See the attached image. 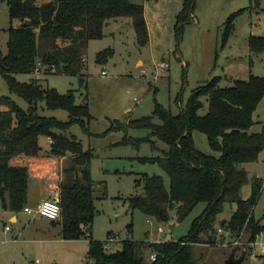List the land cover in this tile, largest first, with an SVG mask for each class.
I'll list each match as a JSON object with an SVG mask.
<instances>
[{"label":"trees","instance_id":"obj_1","mask_svg":"<svg viewBox=\"0 0 264 264\" xmlns=\"http://www.w3.org/2000/svg\"><path fill=\"white\" fill-rule=\"evenodd\" d=\"M180 1L181 9L175 17L178 42L197 0ZM252 1L256 9L263 0ZM142 3L134 4L131 0H7V52H0V75L8 92L25 101L28 107L23 110L9 96H0L1 209L16 213L27 206L30 167H42L48 157L66 158L62 181L53 199L61 209L60 220L56 223L60 225L62 240L88 239L86 257L89 264L144 263L137 257L132 240L121 241L119 250L108 252L104 245L112 237L111 232L104 241L91 237L95 212V184L90 172L93 154L90 150L84 151L80 141L67 134L75 124L89 134L88 106L75 104L72 92L63 95L54 88H43L38 79L22 83L15 75L81 77L88 43L101 39L106 23L118 18H129L137 45L146 46L149 35ZM233 28L230 18L224 26V41ZM248 44L253 54L264 51V37L251 36ZM107 56L110 51L98 53L96 63H103ZM220 84L221 78L215 77L195 89L177 115L156 103L153 116L160 124L154 123L152 117L128 123L111 122V131L141 129L149 132L144 139L125 135L120 144L138 148L142 142H148L153 146L151 139L155 138L167 146L162 157L139 161L157 164L167 174L169 188L160 176L143 174V193L128 199L131 211L137 210L158 223L168 222L174 211L180 223L199 204L205 205L185 237L175 243L151 244L153 253L157 254L151 264H197L194 247L215 244L214 225L225 204L235 205L230 219L220 223V228L232 239L243 232L248 237L246 242L251 243L264 231L252 212L262 180L252 177L250 197L243 200L240 196L242 186L249 181L243 166L256 162L264 150V123L259 131H250L254 125L252 114L264 95V78L251 75L246 81H233L231 87H220ZM203 98L208 102V111L200 116ZM44 109L62 110L67 113L68 120L61 122L44 117L39 114ZM193 131L204 134L209 148L218 155L198 151L193 143ZM40 138L50 141L45 152L39 144ZM245 256L243 251L240 257Z\"/></svg>","mask_w":264,"mask_h":264},{"label":"rangeland","instance_id":"obj_2","mask_svg":"<svg viewBox=\"0 0 264 264\" xmlns=\"http://www.w3.org/2000/svg\"><path fill=\"white\" fill-rule=\"evenodd\" d=\"M131 2H143L149 35L146 46L137 45L130 19L118 18L106 23L101 39L88 43L81 77L33 73L17 74L15 78L28 83L38 77L43 88H54L63 95L72 92L75 104L88 106L91 116L87 125L89 134L78 124L72 125L67 134L80 141L84 151L90 150L93 154L90 162L91 179L95 184L92 238L104 241L106 233L113 232L120 241L132 240L137 257L144 264H151V244L175 243L185 237L205 205L199 204L180 223L176 221L174 211L170 213L169 221L164 223H158L137 210L131 211L128 199L143 193V174L160 176L165 187L169 188V178L157 164L139 161L141 158L162 157L167 146L155 138L151 139L153 146L148 142H142L138 148L120 144L125 135L132 139H144L149 132L141 129L111 131V122L118 120L128 123L152 117L154 123L160 124L159 119L153 116L156 103L172 115H177L191 93L215 77L221 78L220 87H231L234 80L246 81L250 75L264 78V51L253 54L248 44L251 36L264 37V0L256 9L252 0H197L179 42L175 37V17L181 9L180 0ZM230 18L234 28L224 41V26ZM8 27L7 0H0L2 54L7 52ZM105 51H110V56L105 57L103 63H96L97 54ZM103 71L105 75L101 74ZM0 96H9L23 110L28 107L25 101L8 92L1 75ZM202 102L200 116L208 111L206 98ZM39 114L61 122L68 120L67 113L62 110L44 109ZM252 118L254 125L250 131L257 132L264 123V95ZM192 139L198 151L218 155L209 148L204 134L193 131ZM39 144L42 151L49 148L44 138L40 139ZM243 167L249 179L240 191L243 200L251 195V178L262 180L260 195L252 212L254 219L264 226V150L256 162ZM98 184L99 188L96 187ZM53 199L54 196L48 198ZM234 209L235 205L225 204L223 212L217 216L215 244L195 245L197 264H226L232 251L236 258H240L243 251L246 252L241 264H264V257H250V254L257 252L255 249L242 244L235 248L231 243L232 238L224 230L217 232L220 223L228 221ZM24 217L27 218L25 224L29 221V228L25 229L26 235L17 236L18 227L10 224L0 209V242L7 241L0 245V264H89L85 243L88 239L62 241L59 224L52 226L49 219L37 217L31 220V217ZM6 226L11 229L8 237L2 234ZM35 227H40L43 232L39 238L30 237ZM159 228L162 233L158 232ZM12 238L16 241L13 242ZM247 239L244 236L242 241ZM117 248H120L119 244L111 243L107 251ZM32 259L35 262H31Z\"/></svg>","mask_w":264,"mask_h":264},{"label":"crops","instance_id":"obj_3","mask_svg":"<svg viewBox=\"0 0 264 264\" xmlns=\"http://www.w3.org/2000/svg\"><path fill=\"white\" fill-rule=\"evenodd\" d=\"M144 16H145V14H144ZM147 29H148V27H147ZM37 79H38V77L35 80H37ZM40 139H39V141H40ZM44 140H45V143H47V145H49L50 141L46 138H44ZM65 161H66V158H62V157H48L45 159V164H43L42 167H30L28 169L27 206L32 207L35 204L42 202L44 200H47L51 196H54L58 192L59 185H60V183L62 181V177H63V168H64ZM99 185L100 184H98L96 187L99 188L100 187ZM0 209H1V204H0ZM1 214L7 217V220L10 224H12L15 227H18L19 232H18L17 236L26 235L27 232L25 231V229L29 228L28 227L29 221H27L26 222L27 224H25V220L27 218L24 217V215L27 216L28 218L31 217V220H33L34 218H37V217L43 219V217L36 216V215H31V216L26 215L22 211L13 213L11 211H4L1 209ZM44 219H46V218H44ZM51 222H55V224H53ZM56 222L57 221H50V225L56 226L57 225ZM261 226H263V225H261ZM7 227L8 226H6L2 232L4 237H8L9 232L11 230L10 228H9V230H6ZM31 232H32V234L30 235V237H32V238H39L40 236H42V233H43L42 230L40 229V227H35V229ZM111 233H112V237L115 240L113 243H117L121 247V243H120L121 241H120L119 237L115 233H113V232H111ZM90 234L92 237L91 228H90ZM106 235H107V233H106ZM114 236H116V237H114ZM60 239H61V236H60ZM80 240H76V241H80ZM12 241L15 242L16 241L15 238H12ZM62 241H64V240H62ZM6 242H7L6 240L1 241L0 245L4 244ZM88 242H89L88 240H86V242H85L86 243V250H88ZM109 245H111V244H109ZM119 249L120 248H117L116 250H119ZM116 250H113V251H116ZM86 253H87V251H86ZM237 258H239V257H237ZM31 262H35V261L32 259ZM88 263H90V262H88Z\"/></svg>","mask_w":264,"mask_h":264},{"label":"built area","instance_id":"obj_4","mask_svg":"<svg viewBox=\"0 0 264 264\" xmlns=\"http://www.w3.org/2000/svg\"><path fill=\"white\" fill-rule=\"evenodd\" d=\"M102 75H105V72L103 71L101 73ZM22 212L26 215H36L40 216L46 219H49L50 221H58L60 220V214H61V209L60 205L56 200H44L42 202H39L35 204L32 207L26 206L23 208ZM6 230H9L7 227ZM223 231L221 228L217 230V232ZM159 233H162L163 231L159 228L158 229ZM225 232V231H224ZM221 235V234H220ZM244 237V233L241 232L239 236L236 238L232 239L231 243L232 245L237 248L242 245H248L250 249H255L257 252L250 254V257L252 258H257L259 257H264V231L259 232L256 236L253 242L247 243L246 241L243 242L242 238ZM115 240L113 237L108 239L107 244L104 245V249L107 250L109 248V244L113 243ZM242 242V243H241ZM156 253H152L151 255V262H154L156 260Z\"/></svg>","mask_w":264,"mask_h":264},{"label":"water","instance_id":"obj_5","mask_svg":"<svg viewBox=\"0 0 264 264\" xmlns=\"http://www.w3.org/2000/svg\"><path fill=\"white\" fill-rule=\"evenodd\" d=\"M62 70H64V67H62ZM82 85V82H80V86ZM55 224V222H51ZM244 258H236L235 254L231 253L229 258L226 261V264H241Z\"/></svg>","mask_w":264,"mask_h":264}]
</instances>
